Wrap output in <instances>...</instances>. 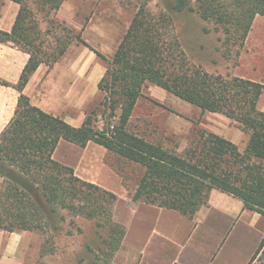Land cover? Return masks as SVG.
Returning a JSON list of instances; mask_svg holds the SVG:
<instances>
[{
    "label": "trees",
    "instance_id": "16d2710c",
    "mask_svg": "<svg viewBox=\"0 0 264 264\" xmlns=\"http://www.w3.org/2000/svg\"><path fill=\"white\" fill-rule=\"evenodd\" d=\"M19 9L10 31L0 29V43L29 56L18 82L0 79V86L19 93L13 117L0 134V230L8 233L42 231L51 226L58 211L72 218L106 227L111 258L124 231L112 221L116 196L74 175L52 159L60 141L84 148L90 142L103 147L141 170L132 201L178 211L192 218L208 203L212 190L242 201L245 209L264 218V112L258 102L264 85L240 78L212 75L188 62L174 17L183 13L213 21L239 48L256 16L264 18V0H163L164 9L151 13L141 5L123 34L97 88L102 94V116L115 118L96 126L95 110L79 128L33 106L23 94L36 69L51 67L74 42L86 45L80 34L55 39L46 54L33 8L40 13L57 11L63 0H10ZM33 6V8H32ZM99 54H97L98 56ZM146 84L154 85L198 108L202 114L223 115L247 137L243 150L230 140L199 129L182 153L178 145L149 141L129 130L134 107ZM44 254H41L43 257ZM264 260V237L248 264Z\"/></svg>",
    "mask_w": 264,
    "mask_h": 264
},
{
    "label": "crops",
    "instance_id": "0c3cea01",
    "mask_svg": "<svg viewBox=\"0 0 264 264\" xmlns=\"http://www.w3.org/2000/svg\"><path fill=\"white\" fill-rule=\"evenodd\" d=\"M17 11L15 8L7 25L0 19L1 30L10 31ZM242 48L239 62L246 73L240 78L264 85L263 17L254 18ZM28 58L11 45L0 43V79L15 85ZM104 73L94 68L91 60L88 64L84 60L80 65L57 62L48 67L42 64L31 75L23 94L33 106L79 128L88 114L87 109L100 95L97 85ZM18 97L13 88L0 86V134L13 117ZM109 156L116 157L92 142L81 148L60 141L52 159L71 168L79 179L116 196L111 218L123 229L124 235L111 257L113 264L250 262L264 237L261 215L245 209L242 201L218 190L211 191L207 205L192 218L175 210L132 201L137 180L133 186L125 185L123 177L108 163ZM7 240L6 247L16 241Z\"/></svg>",
    "mask_w": 264,
    "mask_h": 264
},
{
    "label": "rangeland",
    "instance_id": "374dc122",
    "mask_svg": "<svg viewBox=\"0 0 264 264\" xmlns=\"http://www.w3.org/2000/svg\"><path fill=\"white\" fill-rule=\"evenodd\" d=\"M144 4L153 14L165 7L163 0H63L59 9L49 14L32 8L39 22L46 54L52 53L56 38L65 40L72 33L80 34L86 45L74 41L66 50V57L58 62L80 65L84 60L87 64L91 60L94 68L105 71L106 61L112 58L133 15ZM191 5L196 7L195 0ZM15 8L19 9V6L10 0H0V19L4 25L9 23ZM173 26L180 33L182 48L191 65L224 78H240L246 73L239 62L243 48L233 40L226 44L224 31L213 21L183 13L174 17ZM101 98L100 93L87 109V113L95 110L99 129L110 121L115 122V118L102 116V108L98 107ZM259 109L264 110V95L259 101ZM199 129L231 140L239 150L247 141L236 125L223 115L202 114L198 108L151 84L145 85L129 122L131 132L149 141L161 140L168 142L169 146L177 144L178 153L183 152ZM107 161L123 177L125 185L135 184L141 172L139 167L114 156H109ZM2 189L0 179V194ZM1 238L4 239L0 243V264H113L109 257L107 228H98L94 221L72 218L66 211H58L51 226L42 231L11 234L0 230V241ZM11 238L16 240L15 243L6 247L7 239ZM251 264H264V260L258 258Z\"/></svg>",
    "mask_w": 264,
    "mask_h": 264
}]
</instances>
